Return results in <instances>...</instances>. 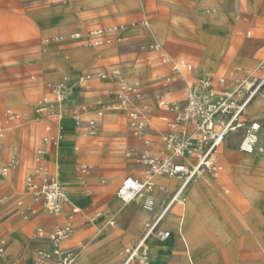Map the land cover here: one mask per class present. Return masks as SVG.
<instances>
[{
  "label": "rangeland",
  "instance_id": "obj_1",
  "mask_svg": "<svg viewBox=\"0 0 264 264\" xmlns=\"http://www.w3.org/2000/svg\"><path fill=\"white\" fill-rule=\"evenodd\" d=\"M93 1L0 0V118L7 109L14 107L22 109L25 118L22 127L8 133L4 150L0 151V196L8 197L0 205V235L5 238L7 252L11 256L33 253L35 227L40 217L35 216L46 212L37 205V212L25 218L22 205H18L20 200L24 205L33 199L25 192L26 179L34 173L35 156L43 146L48 148L43 159L47 170L67 185L74 200L86 197L82 193L85 184L92 191L89 195L91 202L84 210L83 222L78 225L73 244L81 245L88 238L83 246L91 248L94 256L103 254L111 246L114 249L110 255L90 264H120L122 250L141 234L150 216L145 211L143 200L124 205L116 192L128 174L141 181L149 179L150 168L139 156L146 147L145 140H149L151 153L163 156L159 142L155 149H151L150 144L155 145L154 141L165 137L166 121L161 117L167 115L164 111L167 109L160 106L157 94L158 88L170 76L171 68L162 61V53L149 49L147 44L157 41L165 52L174 58L187 59L203 74L209 71L224 73L241 67V81L249 75L259 78L264 75V0H137L136 5L118 7L111 4L99 11H94ZM216 15L221 18H216ZM116 24L126 25L125 36L117 45L86 48L70 37L79 30L86 32L100 25ZM142 31L151 35L142 34ZM90 53H97V58L86 59L85 55ZM74 65L80 67L77 75L65 70L66 66ZM115 67L122 68L128 83L143 92V99L134 106L148 114L144 135L136 134L131 127L127 109L122 110L123 114L118 113L120 110L110 109L103 118L104 123L110 112L118 113V117L112 124H105L109 127L100 126L98 136L90 134L86 123L78 126L75 121L73 137L68 142L65 139L63 145L58 143L57 147L45 145L43 137L53 134L46 127H58L53 125L57 124L54 118L37 113L48 84L57 83L64 76H72L77 81L72 83L68 77L70 94L67 101L72 95L78 99L70 106L69 115L73 118L74 110L87 104L90 107L81 119H93L101 99L92 97L93 94L86 90V84L79 79L85 73L111 72ZM104 81L112 79H96L94 85L99 86ZM238 84L233 82L230 89H235ZM74 85L81 89L79 97L77 93L74 95ZM115 94L114 86L108 95L114 99ZM257 98L255 103L262 108L264 96L258 95ZM260 107L250 106L254 111L250 112L252 119H260L261 123L258 143L255 151L243 156L249 160L258 155L263 162L242 165L237 156L233 157L242 154L233 152L239 150L240 131L224 141L223 145L227 144L229 148L228 154L223 153V146L219 149L217 158L223 170L218 176H213L219 180L218 187L208 189L206 173L198 178L208 192L205 197L217 224L209 220L213 216L204 205L195 209L206 216L216 232L212 238L213 246L206 252L208 256L216 253L217 264H264V108ZM258 110L260 114H257ZM65 121L66 128H69L67 125L74 126L70 119ZM60 134L55 133L59 141ZM63 134H66L64 130ZM59 152L62 155L57 160ZM72 153L78 155L77 160L72 159ZM13 154L19 155L20 163L5 177L2 168ZM58 165L61 176L57 173ZM83 165L89 167L91 179L88 181L81 170ZM108 179L112 182L106 181ZM108 183L111 188L106 191L104 186ZM170 195L171 191L163 195L161 204L169 198L171 200L173 195ZM186 196L189 203V195ZM112 198L119 201V209L114 212L103 207V203ZM100 212L105 216L102 226H93L94 221L87 222ZM112 219L116 220L114 226L108 224ZM62 220L41 224L48 231L66 218ZM201 239V236L192 235L193 245L189 243L198 264L205 263L204 257L200 251L194 252L197 248L201 251L207 248ZM176 244L183 247L180 242Z\"/></svg>",
  "mask_w": 264,
  "mask_h": 264
},
{
  "label": "built area",
  "instance_id": "obj_2",
  "mask_svg": "<svg viewBox=\"0 0 264 264\" xmlns=\"http://www.w3.org/2000/svg\"><path fill=\"white\" fill-rule=\"evenodd\" d=\"M125 28V24L97 26L86 32L76 31L70 34V37L82 47H104L121 42ZM147 47L162 53V61L169 64L171 68V74L162 86L163 90H160L157 95L160 106L172 113V118L167 122L164 139L168 147L174 149V154L171 157L158 156L150 152L149 140L144 141L146 147L140 151L139 156L149 166L150 175L179 177L186 183L198 179L204 173L218 176L223 169L217 158L219 149L228 136L234 132H242L239 143L241 152L252 153L255 151L261 123L249 118L247 108L264 88V75L260 78L249 75L246 80L242 81L235 78L233 81L239 84L235 89L230 90L226 87L228 78L225 75L216 80L209 73L190 80L187 78V73L197 72L190 61L172 57L158 42H151L147 44ZM108 77L116 86L115 102L99 100L100 107L96 110V114L102 116L104 111L111 107L127 109L131 127L136 134L143 136L148 127V114L144 109L134 106V103H139L143 99V92L140 88L127 84L122 68L115 67L111 72L85 73L81 76L80 81L85 83ZM178 77L186 82L187 91L183 98L170 99L167 97L165 89L175 83ZM69 94L67 77L57 83H49L46 95L39 101L37 113L42 117L54 118L59 123L65 118L63 109ZM89 107L90 105L86 104L75 109L73 119L78 126L86 123L90 134L97 136L100 132V118L81 119V115L85 114ZM23 118L22 112L12 108L7 109L5 117L0 119V150L4 148L3 139L8 128L14 123H21ZM58 132H61L60 125H58ZM43 143L45 145L53 144L57 147L58 135H46L43 137ZM47 152L48 149L45 146L37 150L34 173L26 179L25 192L32 196V203L23 205V200L18 202V205H22L21 209L25 218H28L31 213L37 212V205L51 216H60L65 212V205L69 200L68 193L61 180L57 176H51L43 163ZM184 156L191 157V162L181 161L180 158ZM19 163V155L13 154L2 168V175L8 176ZM81 170L88 174V165H83ZM157 187L166 190L165 186H158L152 179L141 181L133 175H127L117 189V196L125 204L142 199L144 208L153 211L155 199L152 193ZM91 192V189L86 188V193L91 194ZM176 198L177 193L175 192L164 212L155 220L146 223L143 236L124 249V264H151L149 240L154 235H157L161 240L169 237V231L158 232L157 227L167 209L177 201ZM7 199V196L0 197V204L5 203ZM78 212L79 208L73 207L63 223L48 231L43 226L36 227L35 240L43 241L49 247H36L35 257L30 264L77 263L81 248H66L64 242L75 233L74 216ZM115 223V219H112L109 224L115 225ZM0 259L7 260L6 241L2 237H0ZM11 264H26L24 256L18 255L11 261Z\"/></svg>",
  "mask_w": 264,
  "mask_h": 264
},
{
  "label": "crops",
  "instance_id": "obj_3",
  "mask_svg": "<svg viewBox=\"0 0 264 264\" xmlns=\"http://www.w3.org/2000/svg\"><path fill=\"white\" fill-rule=\"evenodd\" d=\"M253 1L254 0H252V2ZM137 2H138L137 0H94L93 1V5H94L93 7H94V11H99V10L103 9L104 7H108L111 4H114V5H117L118 7H121V5H125V4L126 5H136ZM217 2L218 1H215L216 4H217ZM219 16L220 15H216L215 17L216 18H221V16L220 17ZM102 27H106V26H102ZM142 34L147 35V34H150V33L147 32V31H142ZM119 43L120 42L115 43L113 45H117ZM113 45H110V46H113ZM86 48H89V47H86ZM97 56H98L97 53H90V54H86L85 55L86 59H90L91 58V59H94V60L97 58ZM177 59H182V58H177ZM79 68H80L79 65H76V66L74 65V66H69V67L66 66L65 70L67 69V70L71 71L73 74L77 75V73L79 71ZM196 69H197L196 73H187V78L188 79L192 80L196 76L206 75V74H203L202 72H200V70L198 68H196ZM145 71H144V74H145ZM241 71H242L241 67H236V68H234V69H232L230 71H225L224 73H217L215 71H209L207 74H209V73L212 74L215 77L216 80L218 79V77L225 75L228 78V82H227L226 87H228V89H230L231 84L234 82L233 80L235 78H239L240 80L242 79V75L243 74L241 73ZM144 74H143V76H144ZM139 76H142V75H139ZM95 80L96 79L84 83V84H86L87 92L88 93H92L93 94L92 97H94L96 99H103V100H105L106 102H109V103L115 102V98L114 99L110 98L109 95H108V92L110 91V89L112 87L115 86V83L113 81H104V82H102L101 85L95 86L94 85ZM164 82H163V84H164ZM180 87H182V88H180ZM158 89H159V91L163 90V87L161 86ZM80 90L81 89L79 87H76V92L75 93H77L78 97H79V91ZM230 90H232V89H230ZM165 91H167V97L168 98H171V99L174 98V97L181 98L182 96L185 95V93L187 91V84H186L185 81L182 80V78L178 77L177 81L175 83H173L169 88L165 89ZM183 92H185V93H183ZM261 92H264V88L256 95V97L253 99V101L250 103V105L247 108L248 116H249L250 119H252V115L250 114V112H254V111L250 110V106H252V105L254 106L255 105V107L256 106L260 107L259 103L257 104L255 102L258 99L257 96ZM74 97H76V96H74ZM77 99L76 98L74 99L73 104L75 103V101H77ZM263 108H264V106L261 109H263ZM12 109H16V110H18V111L23 113L22 109H20L19 107H14ZM108 109H110V108H108ZM118 110H120V111H118L119 114H123V111H122L123 109H118ZM164 111L166 112L167 115L162 116L161 119L166 121V130H167V122H168L169 119L172 118V113L170 111H168V110H164ZM257 114H260L259 110H258ZM23 116H24V113H23ZM4 117H5V114L0 119H3ZM100 120H101V126L109 127V125H105L104 124V121L102 119H100ZM252 120H257V121L260 122V119H252ZM24 122H25V118H23L21 123H14L13 125H11L8 128V130L6 132V136L3 139L4 146H5L6 137H7L8 133L10 131H12L13 129L22 127L24 125ZM53 125H54V127L55 126L57 127L59 125V123L57 122V124L54 123ZM49 127H50V130H49ZM67 127H69V128L66 129V132H67L66 133V139H67V142H68V139L73 137L72 130L75 127L71 126V125H67ZM46 130L49 133L55 134V133L58 132V127L57 128H52L51 125H48L46 127ZM237 133L238 132H234V133L230 134L225 141H227L231 135H234V134H237ZM164 141H165L164 139L160 140V141H154L155 147L151 148V149H155L156 146H157L156 143L159 142L158 145L160 144L159 146L162 148V153H163V151L165 150V149H163L165 147L164 146L165 145ZM240 141H241V139H240ZM222 146H223L222 147L223 148V153L224 154H228L229 148H228L227 144L226 145L222 144ZM3 150H4V148L1 149L0 151H3ZM75 150H78V148H76ZM233 152L237 153V152H241V151L238 150V151H233ZM218 154H219V152H218ZM244 154L245 153H243V152L240 155L238 153V155L237 154L233 155V157L237 156L242 165H248V164L254 163V162H263V159L260 156H258V155L255 156L254 158L249 159V160H245L244 156H243ZM61 155H62V152H59L58 158H56V159L59 160V157ZM71 157H72V159H76L78 157V155L76 153H72ZM227 157H228V155H226L225 158H227ZM180 160L183 161L182 158H180ZM191 160H192V158L189 157V161L188 162H191ZM219 164H220V162H219ZM56 168L60 169L61 167H60V165H58V166H56ZM82 173L85 174L87 181L91 179V177H89V173L88 174H86L84 172H82ZM128 175H132V174H128ZM206 175L209 177L207 179V181L205 182V185L208 186V189L211 190L212 188H217L219 180L216 177H213L212 175H210L208 173H206ZM126 176H124L123 179ZM133 176H135V175H133ZM165 176H167V175H165ZM5 177H7V176H5ZM167 177H169V176H167ZM234 178H237V177H234ZM123 179H122V181H123ZM155 182L158 184V186L159 185L165 186L166 190H161V189H159V187H157L154 190V192L152 193V196L155 199V208H154L153 211H148V210L145 209L146 213L150 215L149 218L147 219L146 223L155 220L157 218V216L162 214L164 212V210L166 209L167 205L170 202V200H169L170 198L168 199V201H165L164 204H161V202L164 201L163 198H162L163 195L168 194L171 191V195L170 196L172 197V195H174L173 192L175 191L177 193V191L180 189V187L183 184V180L182 179H181L180 182L179 181L177 182V181H173V180L171 181L168 178H165V179H162V180H158L156 178ZM192 183L195 186H194L190 196H192L193 198H197L198 200H201L203 202L204 207L212 215V212L210 210L209 201L206 199V197H207L206 195H208V192L204 189V187L202 186V184L199 181H196V182L192 181L184 189H186V188L188 189V186L191 187ZM81 185H84V183H81ZM106 185H109V183L106 184ZM64 186L66 188V191H67L68 197H69V200H68V202L65 205V212L62 215H60V216H51V215L47 214L46 212L42 213V215H36L35 217H39L40 216L39 217V222L37 223L36 227L37 226H42L41 223L52 224V223H46L44 221V220H46L45 218H47L49 216H50V218H53V220H54L53 223H55L56 221H60L62 219L64 220L65 218H67L68 213H70L72 211L73 207H78L79 208V212L77 214H75V216H74L75 227H76L75 230L76 231H75L74 235L70 239H68V240H66L64 242V247H66V248H81L80 258L77 261L78 264H90L92 262L100 260V258L102 256L110 255L111 252L114 249L112 246L110 248H108L107 250H105L104 252H102L103 254L94 256L92 254V249L91 248L86 249V247L83 246L87 242L88 238H85L82 241L81 245H74L73 244V239H75V237H76V232H77L78 225L83 222V221H81V217L84 215L85 208L91 202V200L89 198V195H91V194L86 193V188H89V187H88V185L85 184V186L82 188V193H84L86 195V197L74 200L73 196H72V193H70V190L68 189L67 185H64ZM105 187L106 186H104V190H106ZM106 191H108V190H106ZM116 194H117V192H116ZM0 197H2V196H0ZM118 199L120 200L119 197H118ZM190 200H191V198H190ZM181 202H182L181 200L177 199V201H175V202H173L171 204V206L167 209V211L165 212L163 218L161 219V221L159 222L158 227H157V231L158 232L170 231L171 235L166 240H161L157 235L152 236L150 238V240H149V244H150V248H151V264H152V262H153V264H158V260H160V264H190L191 262H193L194 264H198L194 260V257L192 255L193 252H191V253L189 252L190 251L189 243H191L193 245V241L190 240L192 238V235H196L197 237L201 236L202 239H203V243L207 246V248L204 247V249H202V251L197 248V251H195L194 253L199 252V251L201 252V254L204 257V262H205L204 264H217L215 262L216 261V253L213 252V254H210L208 256V254L206 252L208 249L212 248V246H213L212 242L214 240L212 238L215 237L214 236L216 234L215 230L207 222V220L204 217V215H202L201 213H199L197 211V209H195L194 205H190L189 211L187 212V210L184 211V209L186 207V204H183ZM31 203H32V201H30L29 203H26V204H31ZM123 204L125 205V203H123ZM129 204H126V205H129ZM159 204H161L160 207H159ZM0 205H2V204H0ZM178 206H180V207H178ZM103 207L106 208V210H108L110 212H114V211L119 209V201L117 199H113L112 198V199L104 202L103 203ZM194 209H195V212H192ZM21 211H22V209H21ZM102 215H103V213H101V212L100 213H96V215L93 216L91 219H88L87 222L91 223L92 221H94L93 226H96V227L102 226L104 224V222H105V216H102ZM64 216H65V218H64ZM181 218H182L181 221H183V219H184V222L182 224H179V220ZM41 220H42V222H41ZM109 223H110V220L108 221V224ZM146 223H145V226H144L141 234L139 235V237L135 241H133L132 243L127 245L126 247L131 246L133 243L137 242L143 236L144 231H145V227H146ZM110 226H114V225H110ZM36 227H35V231H36ZM192 233H194V234H192ZM0 237L4 238L2 235H0ZM179 242L183 245L182 248H179V246L176 244V243H179ZM38 246L45 247V248L49 247L48 244H46L45 242L36 241L35 240V246H34V249H33V253L32 252L31 253L27 252V253H23V254L22 253H18L15 256H11L7 252V243H6L7 260L4 261L3 259H0V264H11V261L13 259H15L18 255H23L24 258H25L26 264H30L33 261L34 257H35V248L38 247ZM124 249L121 252L120 264H124V259H125ZM206 261L208 263H206Z\"/></svg>",
  "mask_w": 264,
  "mask_h": 264
},
{
  "label": "bare ground",
  "instance_id": "obj_4",
  "mask_svg": "<svg viewBox=\"0 0 264 264\" xmlns=\"http://www.w3.org/2000/svg\"><path fill=\"white\" fill-rule=\"evenodd\" d=\"M203 4V3H202ZM154 27V26H153ZM152 28V27H151ZM156 29V28H155ZM156 35V34H155ZM66 76H64V78H65ZM68 77L70 78V80L72 81V83H75L77 80H75L72 76H69L68 75ZM67 77V78H68ZM80 80V79H79ZM126 81H127V77H126ZM77 84V83H76ZM127 84L128 85H131V84H129L128 83V81H127ZM78 85V84H77ZM134 85V84H133ZM73 86V85H72ZM74 87L76 88V86L74 85ZM78 87V86H77ZM73 91V90H72ZM74 93V92H73ZM74 95H76V93H74ZM259 96H264V92H261L260 94H259ZM74 99H75V97L72 95V97H71V100H69V101H67L66 103H65V105H64V112H65V118L62 120V121H60L59 122V125H60V128H61V131H62V133L60 134V141H59V143L60 144H62L63 145V143L65 142V139H66V134H63V130H64V132H66V126H65V120L66 119H70V121L72 122V123H74V127H75V121H74V119L69 115V108H70V106H72V104H73V102H74ZM110 109H114V110H118V108H116V107H112V108H110ZM110 109H107L104 113H103V115L102 116H99L98 114H96L95 112V114H96V117H98V118H100V119H102L103 120V118L106 116V113L108 112V111H110ZM91 111H93V110H91ZM118 115V113H115V112H110V114H108V116L106 117V119H105V123L104 124H112L113 122H115L116 121V119H117V116ZM86 116V115H85ZM89 116V115H88ZM67 133V132H66ZM154 146L155 145H153V143L152 144H150V148H154ZM165 146V150L163 151V155H165V156H173V154H174V149L173 148H171V147H168V145L166 144V145H164ZM59 151V150H58ZM57 157V156H56ZM182 159H183V162H188L189 161V156H184V157H182ZM57 173H58V175H60L61 176V170H59L58 169V171H57ZM155 177L158 179V180H162V179H165V178H168V179H170L171 181L173 180V181H181V178H179V177H167V176H165V175H150L149 176V179H152V180H154L155 181ZM82 179V178H81ZM106 181H108V182H111V179H108V180H106ZM194 182H196V181H198V179H195V180H193ZM192 181H190L189 183H191ZM189 183H186V181H183V184H182V186L180 187V189L177 191V198L176 199H178V200H181L182 202L181 203H183V204H186V207H185V209H184V211H186L187 210V212L189 211V208H190V205H194L195 207L197 206V207H200V206H202L203 205V202L201 201V200H198L197 198H193L192 196H190L191 195V193H192V190H193V188H194V186L195 185H192L191 187H189L188 188V191H187V193H186V189H184ZM193 184V183H192ZM172 185V184H171ZM85 186V185H84ZM111 188V186L110 185H106V187H105V189L106 190H109ZM186 194H188L189 195V198H191V200H190V202L188 203L187 202V196H186ZM182 195H183V197H182ZM182 197V198H181ZM70 202V201H69ZM126 205V204H125ZM192 212H195V209L192 211ZM47 215V214H46ZM206 217V216H205ZM212 219H209L211 222H213V223H215V224H217V221H215L214 220V217H211ZM46 220H44L46 223H53V218H50V216L49 217H47V218H45ZM182 220V218L180 219V222H179V224H182L183 222H184V219H183V221H181ZM41 222H42V220H41ZM76 231V230H75ZM170 232V231H169ZM199 232V231H198ZM170 235H171V232H170ZM169 235V236H170ZM166 240V239H165ZM201 241H202V239H201ZM200 243V242H199ZM169 251V250H168ZM190 253H191V250L189 251ZM167 255V254H166ZM77 264H78V262H77Z\"/></svg>",
  "mask_w": 264,
  "mask_h": 264
}]
</instances>
